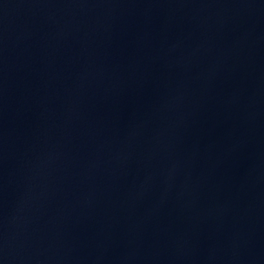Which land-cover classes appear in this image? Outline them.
Instances as JSON below:
<instances>
[{
	"label": "water",
	"instance_id": "obj_1",
	"mask_svg": "<svg viewBox=\"0 0 264 264\" xmlns=\"http://www.w3.org/2000/svg\"><path fill=\"white\" fill-rule=\"evenodd\" d=\"M0 264H264V0H0Z\"/></svg>",
	"mask_w": 264,
	"mask_h": 264
}]
</instances>
